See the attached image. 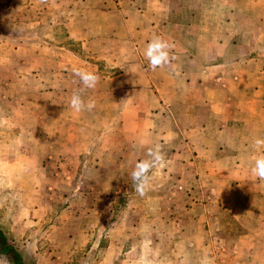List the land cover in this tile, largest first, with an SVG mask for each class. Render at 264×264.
<instances>
[{
  "label": "rangeland",
  "instance_id": "1",
  "mask_svg": "<svg viewBox=\"0 0 264 264\" xmlns=\"http://www.w3.org/2000/svg\"><path fill=\"white\" fill-rule=\"evenodd\" d=\"M153 1L0 0V229L25 264H264V180L219 164L215 144L201 155L180 106L154 117L122 106L125 90L97 91L126 49L123 16L104 11ZM225 1L218 21L244 28L254 43L240 53L264 71V0ZM77 68L99 77L84 93L91 111L69 104ZM157 144L166 163L141 196L131 173ZM0 264L13 262L0 253Z\"/></svg>",
  "mask_w": 264,
  "mask_h": 264
},
{
  "label": "crops",
  "instance_id": "2",
  "mask_svg": "<svg viewBox=\"0 0 264 264\" xmlns=\"http://www.w3.org/2000/svg\"><path fill=\"white\" fill-rule=\"evenodd\" d=\"M225 3L157 0L134 11L123 9L122 14L104 11L110 16H123L124 33L116 43L127 52L121 51L122 57L110 62V68L121 64L120 70L97 85V91L111 95L125 90L127 97L122 106H154L155 110L160 109L154 117H163L162 112L171 113L173 107L180 106L181 118L186 122L185 139L201 143V155L208 152L210 143L215 144L219 164L232 161L234 174L250 175L255 158L264 152L252 147L257 128L255 114L264 109V71L256 69L260 59L252 50L249 55L240 53L239 48H252L254 43L252 38H243L244 28L235 21H218L225 12ZM156 36L173 45L175 59L170 65L153 70L144 51ZM263 123L259 122V126ZM211 125L217 127L210 132Z\"/></svg>",
  "mask_w": 264,
  "mask_h": 264
},
{
  "label": "clouds",
  "instance_id": "3",
  "mask_svg": "<svg viewBox=\"0 0 264 264\" xmlns=\"http://www.w3.org/2000/svg\"><path fill=\"white\" fill-rule=\"evenodd\" d=\"M173 45L166 39L156 36L151 39L144 51V56L149 62L150 67L155 70L157 68L170 65L175 59L172 54ZM74 75L79 78L82 87L74 91L70 97V107L76 113L82 111H91L95 107L94 100L86 101L84 93L87 89L95 88L98 83V75L87 68H77ZM252 147L259 151L264 149V138H255ZM145 159L138 161L131 173L133 186L139 195H145L150 187L151 173L154 169L163 167L166 163V157L162 151V147L157 144L153 148H149ZM251 173L259 180H264V152L258 155L251 167Z\"/></svg>",
  "mask_w": 264,
  "mask_h": 264
},
{
  "label": "trees",
  "instance_id": "4",
  "mask_svg": "<svg viewBox=\"0 0 264 264\" xmlns=\"http://www.w3.org/2000/svg\"><path fill=\"white\" fill-rule=\"evenodd\" d=\"M0 253L8 255L13 264H25L23 262L22 256L20 253L14 248L12 244H10L5 237L4 233L0 229Z\"/></svg>",
  "mask_w": 264,
  "mask_h": 264
}]
</instances>
